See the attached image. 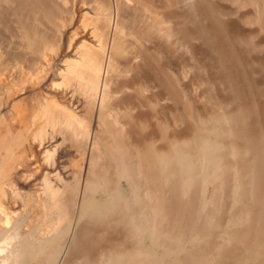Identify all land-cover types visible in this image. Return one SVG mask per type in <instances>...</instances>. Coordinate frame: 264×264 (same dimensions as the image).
<instances>
[{
	"label": "bare ground",
	"instance_id": "bare-ground-1",
	"mask_svg": "<svg viewBox=\"0 0 264 264\" xmlns=\"http://www.w3.org/2000/svg\"><path fill=\"white\" fill-rule=\"evenodd\" d=\"M91 1L0 0L1 27L10 30L13 11L22 32L17 50L0 40V77L6 58L14 69L24 60L37 85L55 90L34 109L0 93L5 117L15 127L27 117L30 129L43 110L49 143L71 141L67 166L42 177L49 214L36 236L6 210L22 197L4 163L14 139L0 135V264H264V0ZM85 7L97 18L80 40L71 29ZM150 90L173 105L171 126Z\"/></svg>",
	"mask_w": 264,
	"mask_h": 264
},
{
	"label": "rangeland",
	"instance_id": "rangeland-1",
	"mask_svg": "<svg viewBox=\"0 0 264 264\" xmlns=\"http://www.w3.org/2000/svg\"><path fill=\"white\" fill-rule=\"evenodd\" d=\"M87 2H88V4L90 3V2H92L91 0H87ZM235 5V4H234ZM14 7V6H13ZM10 8H12V6H10ZM13 9V8H12ZM245 10H243V9H241L237 14L239 15V14H242L243 12H244ZM8 12H10V11H8ZM23 14H24V16H23ZM28 13H25V12H23L22 14H21V16H18V18H21V17H24V18H22L23 20H25L26 19V17L28 16V15H30L29 16V18H28V20L29 19H31V22H32V18H30L31 16L32 17H34V15H31V14H28ZM8 15L10 16V18L11 19H13L14 17L13 16H15V21H14V19L11 21L10 20V18L8 19V20H10V21H8L7 20V17H8ZM95 14H93L91 11H90V9L89 8H87V7H85L84 8V10H81L80 12H79V14H78V19H77V21L75 22V25L74 26H76L75 28H73V29H71L72 30V32H75V31H73L74 29H77L78 28V30L79 31H77L76 33H78L79 35H78V39H82V37H83V30H82V24L83 23H86V24H89V23H91L92 24V22H94L95 21V19L97 18H95ZM6 23H7V26H10V27H8V29H10L9 31L7 30V27L6 26H4L3 25V27L4 28H2L1 26L2 25H0V30L1 31H5V30H7V35H8V33L10 34V32H11V36H13L14 37V39L16 40H13V37H10V35H9V37L8 36H6V33L5 32H3L2 33V39H0V40H2L3 41V38H4V40L7 38L8 40L9 39H11L10 41H8V40H5L6 42V44H7V46L5 45V43H4V45L3 46H5V47H1V48H3L4 50H6V52L7 51H9L10 50V52H11V50H14L15 48V50H17V48H18V46L17 45H19V42H17V40L19 39V41H20V38H19V35H20V33L19 32H21L20 30H21V28L19 27V25H18V23L16 24L19 28H20V30L18 29V27L16 28V25H15V22H17V17H16V15H14V13H13V11L9 14H7L6 15ZM234 19V16L233 17H230V18H228V19H225V20H223V21H228V22H233L232 20ZM94 20V21H93ZM12 22V24H10V23H8V22ZM14 21V22H13ZM30 22V21H29ZM14 23V24H13ZM91 24H89V28H90V26H91ZM14 27H13V26ZM41 26V25H40ZM73 26V27H74ZM2 28V29H1ZM6 28V29H5ZM11 28H14V30L13 29H11ZM17 29V32L15 31L16 29ZM4 29V30H3ZM245 29H248V28H245ZM250 31V29H248L247 30V32H249ZM13 32H16V33H18V34H16V33H14L15 35H13ZM71 32V31H70ZM22 33V32H21ZM85 34V33H84ZM18 36V39H16L15 38V36ZM22 35V34H21ZM16 36V37H17ZM253 36H255L254 34H253ZM256 37V36H255ZM253 38L252 39V42H250V43H248V46H246L245 48H246V50L248 49V52H250L249 54H248V58H254V57H256V50L255 51H252V46H251V43H255L256 41V38ZM247 38H249V37H247ZM80 39V40H81ZM16 42V44H11L10 46H11V48L12 49H10V46H9V44L10 43H15ZM3 43H1V44H3ZM1 44H0V46H1ZM13 45H14V47H13ZM8 46H9V48H8ZM15 46H17V47H15ZM8 48V49H7ZM2 49V50H3ZM9 52V53H10ZM163 55V54H162ZM6 63L4 64L5 65V67H6V69H7V71L0 77V93H2V94H4V95H6L7 94V92L6 91H11V92H13V93H11V92H9V95H10V93H11V95L12 94H14L15 95V97H18V98H23L24 96V98L23 99H26V101H27V103L30 105H28V107H31V108H35L36 107V101L37 102H39V101H41V99H42V95L44 94V92H46L43 96H45V95H49V97H51V96H53V93L55 92V90H51V89H48V90H46L45 88H44V86H46V84H40V85H37V83H36V80L35 79H33L32 77H33V72H31L32 70H34V68L32 69V65L30 66L29 64H26L25 63V61L24 60H22V62L21 61H16V64L14 63V66H15V69H14V67H12L13 66V62H15V61H13L12 59H11V61H10V59H7L6 58ZM183 61H184V63L186 64V65H188V63H191L193 60L191 59V58H188V57H184L183 58ZM10 64H9V63ZM24 62V63H23ZM163 62H164V64L166 65V67H167V69H168V71H170L171 73H173V75H174V77L176 78V82L178 81L179 83H180V77H179V75H177L176 74V71H175V66H174V64H173V62L171 61V59H169L166 55H163ZM8 64V65H7ZM19 64H21L20 66H18ZM24 64H26L27 65V67L25 68V66L26 65H24ZM23 65V66H22ZM10 66V67H9ZM18 66V67H17ZM28 66H30V68H29V71H28ZM8 67H9V71H8ZM12 67V68H11ZM19 68H21V70L19 69ZM18 69V70H17ZM13 71V72H10V71ZM15 70V71H14ZM16 70H17V72H18V74H17V72H16ZM22 70H24V71H22ZM26 70H27V72H28V80H30V81H28L27 80V78H26V75L25 74H27V72H26ZM22 71V72H21ZM9 72V73H8ZM19 72H20V74H19ZM13 75V76H12ZM18 75V76H17ZM30 75H31V77H30ZM22 76V77H21ZM195 77H197V78H199V79H202V77H203V71L202 70H200V69H198L197 71H195V75H194ZM261 76L260 75H256V76H254V79H256V80H259V78H260ZM24 80H23V79ZM22 79V80H21ZM20 80V81H19ZM28 83H27V82ZM20 82V83H19ZM21 82H23V84L21 83ZM18 83H19V86H18ZM27 85H26V84ZM31 83V84H30ZM35 85H34V84ZM25 84V85H24ZM33 84V85H32ZM24 85V86H23ZM37 85V86H36ZM17 86L19 87V88H17ZM22 86V87H21ZM32 86V87H31ZM27 87V88H26ZM35 87V88H34ZM48 88H49V86H47ZM15 88V89H14ZM34 88V89H33ZM37 88V89H36ZM23 89V90H22ZM26 89V90H25ZM31 91H29V90ZM33 89V90H32ZM13 90V91H12ZM20 91V92H18V91ZM27 90L29 91V93L27 92ZM22 91V92H21ZM24 91H25V93H24ZM48 91V92H47ZM4 92V93H3ZM6 92V93H5ZM38 93L35 97L32 95V94H34V93ZM20 93V94H19ZM22 93V94H21ZM24 93V94H23ZM31 93V94H30ZM51 93V94H50ZM26 94H27V96H26ZM24 95V96H23ZM31 95V96H30ZM41 95V96H40ZM148 95H151V97L153 96L154 97V99L155 100H157V101H160V99H159V96L158 97H156V93H155V90L154 91H152L151 92V90H150V92L148 93ZM34 98H33V97ZM40 96V97H39ZM39 97V98H38ZM152 97V98H153ZM33 99H34V101H33ZM38 99H39V101H38ZM30 100V101H29ZM29 101V102H28ZM82 102H83V100H82ZM67 103H68V101H67ZM33 104H34V106H33ZM83 104H84V102H83ZM75 106H78V104H76V105H74V107ZM1 108H0V114H2V116H6V112L7 111H5V110H7L5 107H4V105H1L0 106ZM86 107H88V105H86ZM5 108V109H4ZM156 108L158 109V111L160 112V117H162V118H164L165 119V121H168L169 123V126H171L172 125V114H173V105L171 104V102H165V101H163V102H159L158 104H157V106H156ZM30 109V108H29ZM85 108H81V107H79V108H77V110L76 111H78V114L79 115H86V111L84 110ZM37 110H40V109H37ZM83 112H82V111ZM36 112H40V114L39 113H37V114H39V116H36V118H37V123L39 124H37V123H35L36 125H34L33 127H31L30 129L32 130H30L29 129V123L27 124V123H25L26 122V120H27V117L25 118L26 120H24V124L22 125V123H23V121H22V123H20L21 125H22V127L21 126H19V125H16L17 127H15V125H13V124H11V121H9V120H7V117H5V120H4V124H7V125H5V126H1L0 125V135H1V142H7V141H10V139H14V148H13V150L15 151V152H17L16 154H14V152H13V155H12V158H7L8 159V161H6V160H4V163L5 164H9V166H13L12 167V169H11V171H9L8 172V178H9V176H11L9 179H10V181L12 182V183H14V185H15V187L17 186L20 190H19V194H20V196L22 197V198H18L17 199V201L15 200V199H13V198H8V200H7V202H6V210H7V212L8 213H10L12 216H13V218H15L16 219V221H18V222H20V224H22V225H20V232L21 233H27V231L29 232L30 230H31V228H32V226L35 228V229H33L32 228V230H34V234L36 235V236H38V234H39V231H38V225H36V223L38 224L39 222H41L40 220H42V223L43 224H45L44 222L45 221H47L48 220V210L45 208L44 209V207H43V205L42 204H40L41 202H42V198H43V196L40 194V193H38V192H40L41 191V188H42V177L44 176V173H45V171H49L50 173H49V175L51 176V173L53 172L54 173V171H58L59 170V172H62V169H63V167L64 166H67V164H68V162L67 161H69L68 160V154H66V151L69 149V148H71V141L69 142V140L67 141L66 140V142L64 141L63 143V145L65 146V148H63L62 146V143H59L60 141H61V139H59L58 137H57V139H56V142H51V143H49L50 142V136H51V132H49L50 130H51V122H48V119H45V118H47V117H44V119H43V110H40V111H36ZM41 112H43L42 113V115H41ZM40 116H42V117H40ZM3 117V118H4ZM39 117H40V119H39ZM94 120V119H93ZM44 123V124H43ZM46 123V124H45ZM47 123H49L48 125H47ZM4 124H2V125H4ZM155 124V121H151V125L153 126ZM13 125V126H12ZM26 125H28V126H26ZM39 127H38V126ZM19 126V127H18ZM26 126V130L24 129V127ZM1 127H3V128H1ZM8 127V128H7ZM13 129H12V128ZM15 127V128H14ZM37 127V128H36ZM6 128V129H5ZM33 128V129H32ZM1 129H5V130H1ZM20 129V130H19ZM36 129V130H35ZM40 129V130H39ZM10 130V131H9ZM27 131V130H30V133H29V131H27V132H25V131ZM43 130V131H42ZM15 131H17V132H15ZM24 131V132H23ZM36 131V132H35ZM39 133H38V132ZM9 132V133H8ZM22 133V135L20 134V133ZM45 132V133H44ZM16 133L19 135V137H18V135H16ZM26 133H28L27 134V140L26 141H24L23 139H24V137H25V135H26ZM35 135H34V134ZM39 135H38V134ZM11 134V135H10ZM34 136H33V135ZM49 134V135H48ZM7 135H9V136H12L11 138L10 137H7ZM41 135H44V136H41ZM47 135V137H45ZM15 136H16V138L18 137L19 139L21 138V137H23V138H21L20 140L19 139H16L15 138ZM30 136V137H29ZM32 136V137H31ZM45 140V142H44V140L42 139V138ZM33 139H35V140H37V142H35V140H34V142H33ZM19 140V141H18ZM32 140V141H31ZM40 140H41V142H42V145L43 146H41V147H39L38 146V144L40 143ZM155 140L157 141V139L155 138ZM18 141V145H17V142ZM25 143H24V142ZM46 141H47V143H46ZM20 142V143H19ZM28 142V143H27ZM12 144H13V141L11 142ZM16 143V144H15ZM59 143V145H58V147L60 146V145H62L61 147H59L58 149H57V151H53V153H52V149H53V146L54 145H56V144H58ZM68 143V144H67ZM22 144V145H21ZM23 144L26 146H23ZM29 145V146H28ZM24 148V149H22V147ZM29 148V149H28ZM32 148V149H31ZM40 148H42V149H40ZM48 148V149H47ZM48 150V152H45V151H43V150ZM50 150V151H49ZM34 151V152H33ZM59 151V152H58ZM56 152V153H55ZM20 153V154H19ZM30 153V154H29ZM32 153V154H31ZM24 154V155H23ZM25 154H27V155H25ZM51 154H52V156L54 157H52L51 156ZM29 155H31V156H29ZM57 157H56V156ZM19 156L21 157V159L19 158ZM11 157V156H10ZM16 157V158H15ZM51 158V159H50ZM11 159L13 160L12 162H11ZM18 159H19V161H18ZM53 159H55V161L53 160ZM9 160H10V162H9ZM16 160V161H15ZM49 160H50V162H49ZM52 160L54 161V162H52ZM18 162V163H17ZM44 162H46V163H44ZM52 162V163H51ZM10 164H12V165H10ZM19 164V165H18ZM16 165V166H15ZM49 165H55L53 168H51V167H48ZM20 167V168H19ZM13 168H14V170H13ZM49 168V169H48ZM54 169V170H53ZM15 170H16V172H15ZM12 172V173H11ZM13 174H15V175H13ZM16 176V177H15ZM24 176V177H23ZM29 177V179H28V177ZM7 178V182L9 183V179ZM14 180H15V182H14ZM28 180V181H27ZM16 187V188H17ZM18 188H17V190H18ZM16 190V191H17ZM18 194V195H19ZM38 194V195H37ZM24 196V197H23ZM39 196V197H38ZM20 199H21V201H20ZM42 199V200H41ZM16 201V203H14ZM22 201H23V203H22ZM41 201V202H40ZM22 204V205H21ZM9 205V206H8ZM25 207H24V206ZM21 206H23V207H21ZM40 206H42V207H40ZM9 208V209H8ZM44 209V210H43ZM22 210H24V211H22ZM47 211V212H46ZM42 212H43V214H44V212L46 213V216L45 215H43L42 214ZM18 213V214H17ZM25 213H26V215H25ZM43 215V216H42ZM16 216V217H15ZM22 216V217H21ZM24 217H25V219H26V221H23V220H25L24 219ZM29 217V218H28ZM38 217V218H37ZM44 217L45 218H47L46 220H44ZM40 218H42V219H40ZM43 220H44V222H43ZM23 222H24V224H26V225H24L23 224ZM31 223H32V225H31ZM35 223V224H34ZM34 225H36V226H34ZM26 226V227H25ZM22 227V228H21ZM22 229V230H21ZM25 230V231H24ZM35 230H37V232L35 231ZM40 235V234H39ZM142 238L144 239L143 240V242H144V244L146 245V246H148V244H149V240L147 239V236H145L144 235V237L142 236ZM159 252H161L162 250L159 248ZM62 255H63V253H62Z\"/></svg>",
	"mask_w": 264,
	"mask_h": 264
}]
</instances>
